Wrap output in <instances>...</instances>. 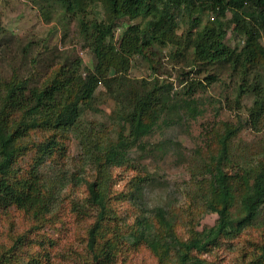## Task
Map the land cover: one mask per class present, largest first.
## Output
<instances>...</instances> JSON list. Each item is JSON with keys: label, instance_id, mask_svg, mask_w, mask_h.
<instances>
[{"label": "trees", "instance_id": "obj_1", "mask_svg": "<svg viewBox=\"0 0 264 264\" xmlns=\"http://www.w3.org/2000/svg\"><path fill=\"white\" fill-rule=\"evenodd\" d=\"M56 1L65 7L67 13L74 14L81 25L84 24L86 5L95 0ZM98 1L105 17L100 21H89V25L85 26L84 37L95 59L93 71L75 80L74 74L68 77V74H72L70 69L60 66L54 76L41 85L31 86L27 80L15 78L4 86V94L0 98V223L12 220V214L7 211L13 207V210L29 215L36 228L43 224L50 225L53 216L57 214L59 189L66 177L65 174L59 177L58 184L59 171L50 175L45 174L41 168L47 162H50L51 168L52 164L57 167L56 161L64 149V143L59 139L68 140L73 133L82 148L78 158L81 170L90 167L93 171L92 176L71 173L74 183L81 180L85 185L82 202H74V208L79 214L91 217L85 229V251L79 252L81 264H117L119 252L125 251L127 247L139 248L141 244L153 253L160 264H206L200 255L218 246L221 238L231 237L233 233L255 225L263 213L264 158L231 174L225 170L224 164L230 161L231 139L244 123H227L221 133H214L216 141L210 144L211 153L205 166L210 174L209 180L206 185L201 180L196 181L189 198L200 202L206 211L215 213L217 218L213 226L201 231H196L191 223H186L188 236L181 237L177 229L179 225L183 226L184 217H178L173 209L162 203L149 199L153 202L150 204L145 200L139 182L147 180L146 174L141 172L135 175L138 182L129 192L111 193L110 181L112 168H134L130 164L133 148H138L143 152L142 155L146 151L152 154L156 152L153 149L159 146L147 143L152 145L148 149L144 139L151 135L162 115L172 111L180 113L182 108L177 107V102L168 100L164 94L158 99L160 93L154 88L131 96L129 81L127 87L125 77L111 75L106 78L104 74L110 68L118 71L124 65L121 60L123 56L143 55L147 48L154 45L187 46V43L193 49L192 58L197 62L203 65L228 64L232 71L241 74L235 98L239 104L241 95L246 92L245 77L251 64L258 57H264V47L260 41L261 37L264 38V0ZM244 9L254 13L246 19L241 13ZM204 11L213 14L211 21L202 23L200 16ZM183 12L190 15L191 24L184 33L185 41L182 43L176 37L175 18ZM225 12H231L227 24L222 20ZM148 16L150 18L146 20ZM124 17H141L145 23H122L124 30L116 46L113 42L114 31L119 20ZM231 23L234 24L233 30L245 37L239 50L224 42L227 25ZM95 71L102 77L95 74ZM205 78L211 83L216 80V75L208 74ZM98 82H103L118 94L117 103L123 109H119L117 115H121L129 128L126 133L124 127L118 125L112 139L99 137L101 141L83 132L81 127V113L83 109L91 107ZM197 85L202 84L199 81L192 85L188 95L194 92L192 90ZM181 101L188 106L191 99L183 98ZM262 111L264 87L254 99L250 115L257 116ZM196 114L193 108L188 116ZM26 149H34L32 158L25 163L30 169L18 174L21 169L19 158ZM57 168L60 169L59 166ZM120 197L134 201L136 215L132 224L123 221L117 213V204L113 200ZM236 198L239 204L236 213H233L231 208H235ZM4 214L8 216L5 218ZM258 224L262 231L258 241H253L254 249L248 264H264V219ZM28 236L26 233H6L4 237L10 241L0 243V264H51L48 251L37 248V244L30 241Z\"/></svg>", "mask_w": 264, "mask_h": 264}, {"label": "rangeland", "instance_id": "obj_2", "mask_svg": "<svg viewBox=\"0 0 264 264\" xmlns=\"http://www.w3.org/2000/svg\"><path fill=\"white\" fill-rule=\"evenodd\" d=\"M246 10L241 13L248 19L254 12ZM83 15L84 24L80 25L78 18L67 13L65 7L56 0H0V98L4 94L5 84L15 78L27 80L32 86L41 85L52 78L60 66L70 69L72 74H68V77L74 74L75 80L93 71L95 59L84 39L85 26L89 25V21L102 20L105 12L101 3L95 0L86 5ZM212 15L208 11L201 12L202 23L211 21ZM176 16V37L183 43L184 33L191 24L190 15L183 12ZM149 18L150 16L146 17V20ZM230 18L231 12H225L222 20L227 24ZM124 22H128V25L145 23L141 17L120 19L113 36L116 46L119 45ZM233 27V23L227 25L224 42L239 50L245 37L240 32H235ZM263 39L261 37L260 41L264 47ZM186 45L150 46L143 55L123 56L124 59L121 60L124 65L118 71L110 68L104 74L106 78L111 75L125 77L127 87L129 81L131 96L152 91L154 88L160 93L158 99L164 94L168 100L176 101L177 107L182 108L180 113L172 111L162 115L151 135L144 139L148 149L152 145L147 143L159 146L153 149L155 153L146 151L142 155L143 152L138 148H133V160L130 164L134 168L120 166L111 169L110 191L113 194L129 192L138 182L135 175L141 172L146 174L147 180L144 183L139 182L145 200H155L173 209L178 217L183 216V226L179 225L177 229L183 238L188 236L186 223H191L196 231H201L213 226L217 218L215 213L206 211L200 202L189 198L196 181L201 180L206 185L209 180L210 174L205 166L211 153L210 144L216 141L214 133H221L227 123H244L231 139L230 161L224 164L229 173L240 172L242 167L255 164L264 158V111L257 116L250 115L254 99L264 87V57H258L251 64L245 77L248 88L246 87V92L241 95L237 104L235 98L241 83V74L232 71L228 64L203 65L197 62L192 58L193 49L187 43ZM95 74L101 76L98 71ZM208 74H215L216 80L208 83L205 78ZM199 81L202 85L195 86L192 90L194 92L188 95L190 87ZM94 97L91 107L83 109L81 113L83 132L97 137L96 140L99 141V137L112 139L118 125L123 126L127 133L128 124L121 115H117L119 109H123L117 103L118 94L103 82H98ZM183 98L191 99L188 106L182 103ZM188 108L189 111L195 108L197 114L188 116ZM59 141L64 143L63 154L56 161L60 169L57 170L54 164L51 168L50 162L41 168L45 174L50 175L59 171L58 184L59 177L65 174L66 180L59 189L57 214L53 216L50 225L43 224L36 228L29 215L15 211L13 207L8 208L7 213L10 212L13 217L12 220L0 223V243L10 241L4 237L6 233H26L30 241L37 244V248L48 251L51 264H81L79 252L85 251V229L91 222V217L79 214L74 208V202H82L85 185L81 180L74 183L71 173L92 176L93 171L90 167L81 170L78 158L82 148L78 137L72 133L68 140ZM33 150L26 149L20 155L18 165L21 169L18 174L30 169L25 163L32 158ZM61 171L64 173L61 174ZM113 203L117 204V213L123 221L132 224L136 215L134 201L120 197L113 200ZM238 204L236 198L235 208H231L233 213H236ZM262 212L255 225L245 227L231 237L221 238L218 246L200 255L206 260L205 263L248 264L254 249L253 241H258L262 231L258 222L264 219V204ZM7 216L4 214L5 218ZM137 248L127 247L125 251L119 252L116 257L117 264H160L143 244Z\"/></svg>", "mask_w": 264, "mask_h": 264}]
</instances>
